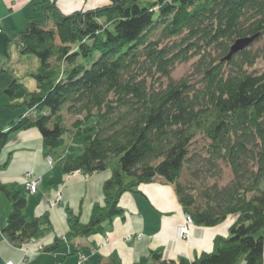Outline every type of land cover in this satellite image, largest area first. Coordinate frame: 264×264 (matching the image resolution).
I'll return each instance as SVG.
<instances>
[{
  "label": "trees",
  "instance_id": "16d2710c",
  "mask_svg": "<svg viewBox=\"0 0 264 264\" xmlns=\"http://www.w3.org/2000/svg\"><path fill=\"white\" fill-rule=\"evenodd\" d=\"M35 5L40 19H28L19 47L40 63L30 75L36 89L11 78L0 93L8 108L16 101L26 108L8 127L0 125V154L11 136L36 129L51 162L67 135L83 138L82 153L64 158L63 174L110 172L103 204L93 206L88 223L67 210L68 232L45 251L106 232L124 215V193L159 180L174 187L193 225L236 221L211 252L177 261L152 252L153 264H263L264 69L257 66L264 44L254 45L264 41V0H108L70 14L47 0ZM242 38L255 40L226 61ZM188 63L190 72L173 79ZM64 111L76 117L70 128ZM197 139L200 149L190 152ZM113 159L117 166L110 168ZM221 164L230 173L224 184ZM0 191L11 206L2 229L10 244L51 231L47 214L26 219L27 201L12 186ZM100 264L120 260L113 254Z\"/></svg>",
  "mask_w": 264,
  "mask_h": 264
},
{
  "label": "crops",
  "instance_id": "0c3cea01",
  "mask_svg": "<svg viewBox=\"0 0 264 264\" xmlns=\"http://www.w3.org/2000/svg\"><path fill=\"white\" fill-rule=\"evenodd\" d=\"M47 2L54 3L63 14L108 5V0ZM35 4H38L37 0H0V43L18 42L28 18L37 16L40 19V12L34 8ZM15 47L22 54L19 42ZM7 48L10 52V47ZM6 60L7 55L0 51V69ZM0 73L4 71L0 70ZM28 74L22 73L20 77L11 78L23 84ZM9 81L6 74H0V93ZM76 148L78 147L74 149ZM67 151L64 141L63 146L53 153L56 161L48 167L41 135L36 129H30L11 136L1 152L0 186H12L13 191L19 192L26 199L23 213L27 220L47 214L51 231L40 239L27 242L23 248L10 244L2 229L11 206L0 191V264H100L113 254L118 256L120 264H153L150 255L152 252H160L166 261L192 260L201 253L211 252L215 238L227 237L229 228L236 221V216H229L222 224L212 228L191 225L189 239L186 242L176 241L177 231L184 223V213L174 187L158 180L149 185H140L136 192L124 193L119 200V207L124 215L114 219L106 232L79 238L52 253L46 252V247L68 232L67 210L79 214L81 224L88 223L93 206L103 204L102 186L110 177L109 171L89 177L76 173L63 174L61 167L64 158L68 156L65 155ZM59 161L61 166L57 163ZM5 164L7 165L2 168ZM26 173L39 179L34 194L26 192ZM128 238L131 239L127 241Z\"/></svg>",
  "mask_w": 264,
  "mask_h": 264
},
{
  "label": "rangeland",
  "instance_id": "374dc122",
  "mask_svg": "<svg viewBox=\"0 0 264 264\" xmlns=\"http://www.w3.org/2000/svg\"><path fill=\"white\" fill-rule=\"evenodd\" d=\"M32 17H36L37 19H39L37 16H32ZM18 42H19V40H18ZM18 42H12L13 44H10L9 41H7V42H5L3 44L0 43V51L7 55L6 63L0 69L1 71H4V73H0V74H2V75L6 74L9 77L10 80H11V77H15V76L16 77H20L22 73L34 74L35 71L38 69L39 64H40L38 59L36 57H34L33 55L19 54L17 52V50H16V47H15L16 43L18 44ZM263 44H264V41H260V42L258 41V43H256L254 45V48L259 47L260 45H263ZM7 46L10 47V52L8 51ZM257 68L259 70L264 69V63H262V64L260 63L257 66ZM189 72H190V63L183 64V65H180V66H178L176 68V70L172 74V77H173V79H180L181 77L187 75ZM29 74H28V76L26 78H24L23 86L28 91H32V90L36 89V82H35V80L32 77H30ZM3 89L4 88H2L1 91H3ZM16 103H17V106H14L13 108H8L7 106L10 104V101L8 100V98L6 96H4V95L0 96V125L3 128L8 127V125H9L8 123H10L11 121L16 120V118L19 115H21L23 112H25L26 108L21 104L22 101H16ZM63 119H64V126L67 127V128H70L69 126L72 125V123L74 122L76 117H70V116H68L66 114V111H64L63 112ZM93 123H94V120H91L90 122H88V125H92ZM202 142L203 141L201 139H197L191 145V147L189 149L190 152L192 150L200 149V146H201ZM65 143H66V146L68 148V151H67V153L65 155L76 156V155H79L80 153H82L83 138H74V137H72L70 135H67L65 137ZM75 147H78L79 149L78 148L74 149ZM53 157H54V155H52V162L50 164H48L47 163L48 161L45 159L46 160V164H47L48 167L53 165V161H56V159L54 160ZM57 163H58L59 166H61V162L60 161L57 162ZM58 165H56V167L59 169ZM116 166H117V159H113L112 162L110 163V168L116 167ZM220 168H221L222 177H223V181L222 182L224 184V183L228 182V180L230 178V176H229L230 173L228 172L226 167L223 166L222 164L220 165ZM183 178H188L189 179V178H191V176L189 174H184ZM260 189H262L264 191V184L260 185ZM185 216H188V215L184 214L183 218ZM184 221H185V218H184ZM190 226L191 225H187V223L185 224V222H184L182 227H186L185 228L186 231L183 233L181 231V228L178 229L175 240L176 241H180V242H186L189 239V234H190L189 227ZM63 238H64V236L59 238V239H63ZM130 239L131 238H128L127 241H129ZM138 239H140L139 236H138ZM24 245L25 244L21 245L20 248H23Z\"/></svg>",
  "mask_w": 264,
  "mask_h": 264
},
{
  "label": "built area",
  "instance_id": "2783aa9c",
  "mask_svg": "<svg viewBox=\"0 0 264 264\" xmlns=\"http://www.w3.org/2000/svg\"><path fill=\"white\" fill-rule=\"evenodd\" d=\"M1 33V31H0ZM48 164L51 163V159H48L47 160ZM25 179H26V186H25V189H26V192L30 193V194H33L36 192L37 190V185L39 183V179L37 177H35L34 175H32L31 173H26L25 175ZM57 201H59V198L56 199ZM185 224L187 223V225H192V220L190 217L188 216H185ZM186 227H181V231L184 233L186 231L185 229ZM6 264H13L12 262H8Z\"/></svg>",
  "mask_w": 264,
  "mask_h": 264
},
{
  "label": "water",
  "instance_id": "95a60500",
  "mask_svg": "<svg viewBox=\"0 0 264 264\" xmlns=\"http://www.w3.org/2000/svg\"><path fill=\"white\" fill-rule=\"evenodd\" d=\"M255 40V38H242L237 40L230 48L229 54L225 58L226 61H229L235 54L243 51L245 48H247L252 42Z\"/></svg>",
  "mask_w": 264,
  "mask_h": 264
}]
</instances>
